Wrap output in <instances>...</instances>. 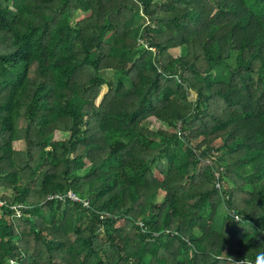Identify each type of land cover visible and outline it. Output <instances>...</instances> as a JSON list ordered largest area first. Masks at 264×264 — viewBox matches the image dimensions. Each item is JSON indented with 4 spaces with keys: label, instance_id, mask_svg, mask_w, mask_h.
<instances>
[{
    "label": "trees",
    "instance_id": "trees-1",
    "mask_svg": "<svg viewBox=\"0 0 264 264\" xmlns=\"http://www.w3.org/2000/svg\"><path fill=\"white\" fill-rule=\"evenodd\" d=\"M0 188V264L264 261V0H0Z\"/></svg>",
    "mask_w": 264,
    "mask_h": 264
},
{
    "label": "built area",
    "instance_id": "built-area-1",
    "mask_svg": "<svg viewBox=\"0 0 264 264\" xmlns=\"http://www.w3.org/2000/svg\"><path fill=\"white\" fill-rule=\"evenodd\" d=\"M139 43H141V45L147 47V42L143 41V39L141 37L138 38ZM223 168L222 166H220L219 168H217L214 171V176H215V181L214 184L217 188H221L223 185V181L220 177H222L223 175ZM51 197H57L60 198L62 200L64 199H70L73 201H77V202H81L82 205L84 206H88L89 205V201L87 199H83L81 198L76 192H74L73 190L69 189L67 190L65 193L63 194H50L47 196V198H51ZM4 203L3 200L0 199V205H2ZM11 208L14 209V211L16 212V214H19L20 212V205H11ZM231 212H233L231 210ZM235 217H238L237 214H235ZM238 262H244L246 264H264V261H260V260H255V261H251V260H239ZM10 263H13V260L10 259Z\"/></svg>",
    "mask_w": 264,
    "mask_h": 264
},
{
    "label": "rangeland",
    "instance_id": "rangeland-1",
    "mask_svg": "<svg viewBox=\"0 0 264 264\" xmlns=\"http://www.w3.org/2000/svg\"><path fill=\"white\" fill-rule=\"evenodd\" d=\"M172 53L173 54H178L179 53V50L177 49H173L172 50ZM103 74L105 75V76H108L109 74H110V72L108 71V70H104L103 71ZM106 90V85H103L102 87H101V92H100V94H99V96L97 97V102L99 101V99H100V97H101V95H102V93L104 92ZM152 124H153V126L154 127H157V126H160V125H163V124H161L160 122H158V121H154V120H152ZM13 146L15 147V148H22L23 146H24V142L22 141V140H16V141H14L13 142ZM4 194V193H10V191H8V190H6V189H4V188H0V194ZM246 226H248V224H246Z\"/></svg>",
    "mask_w": 264,
    "mask_h": 264
}]
</instances>
